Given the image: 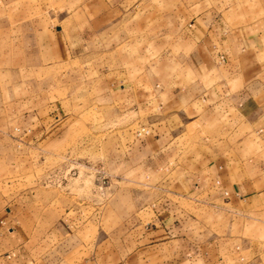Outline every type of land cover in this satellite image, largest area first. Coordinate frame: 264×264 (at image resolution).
<instances>
[{
	"label": "crops",
	"instance_id": "0c3cea01",
	"mask_svg": "<svg viewBox=\"0 0 264 264\" xmlns=\"http://www.w3.org/2000/svg\"><path fill=\"white\" fill-rule=\"evenodd\" d=\"M198 5L175 17L201 35L186 58L199 75L132 72L117 89L120 102L158 114L154 144L174 155L168 178L157 173L158 199L115 212L112 201H93L86 217L78 205L0 199V264H264L263 241L243 224L264 218V15L227 19L242 13ZM26 26L25 48L35 41L55 56L77 55V24L53 32L40 18ZM189 125L193 145L179 155L172 142Z\"/></svg>",
	"mask_w": 264,
	"mask_h": 264
},
{
	"label": "rangeland",
	"instance_id": "374dc122",
	"mask_svg": "<svg viewBox=\"0 0 264 264\" xmlns=\"http://www.w3.org/2000/svg\"><path fill=\"white\" fill-rule=\"evenodd\" d=\"M201 2L243 14L227 19L264 15V0H0L2 206L30 196L43 204L78 205L86 217L93 201L102 207L112 201L115 212L158 199L157 173L168 178L174 155L169 145L154 144L158 114L120 102L117 89L132 72L199 75L186 58L199 50L201 35L194 33L196 23L184 24L175 14L186 5L196 12ZM40 18L53 32L78 25L76 56H55L35 41L25 48L26 24ZM194 130L189 125L173 140L179 155L193 145ZM243 224L245 235L264 244V218ZM85 226L88 237L94 229Z\"/></svg>",
	"mask_w": 264,
	"mask_h": 264
},
{
	"label": "built area",
	"instance_id": "2783aa9c",
	"mask_svg": "<svg viewBox=\"0 0 264 264\" xmlns=\"http://www.w3.org/2000/svg\"><path fill=\"white\" fill-rule=\"evenodd\" d=\"M219 56L221 57L222 55H221V54H219Z\"/></svg>",
	"mask_w": 264,
	"mask_h": 264
}]
</instances>
